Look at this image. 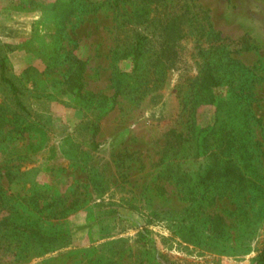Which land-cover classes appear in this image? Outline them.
Returning a JSON list of instances; mask_svg holds the SVG:
<instances>
[{"label":"rangeland","instance_id":"1","mask_svg":"<svg viewBox=\"0 0 264 264\" xmlns=\"http://www.w3.org/2000/svg\"><path fill=\"white\" fill-rule=\"evenodd\" d=\"M112 2L0 0V55L28 111L0 77V264H256L264 0ZM169 20L184 36L164 87L115 98V76L132 80L129 44L137 33L149 38L150 68ZM201 51L224 53L229 74L192 117ZM67 56L86 63L79 91L64 84ZM225 122L250 132L244 160L234 156L257 185L250 190L200 181L211 166L204 151L216 146L203 139ZM172 131L189 141L174 146ZM217 157L221 166L229 158ZM36 229L59 239L37 242Z\"/></svg>","mask_w":264,"mask_h":264},{"label":"trees","instance_id":"2","mask_svg":"<svg viewBox=\"0 0 264 264\" xmlns=\"http://www.w3.org/2000/svg\"><path fill=\"white\" fill-rule=\"evenodd\" d=\"M124 1L126 0H113L111 4L114 8L117 9L119 7L120 2ZM142 1H146L150 4L154 2L159 4L164 3V0ZM163 26V24L160 26L162 32L165 33L163 35L164 37L161 36V38H164L163 43L161 44L162 48L159 53H156L157 56L151 57L153 63L150 65V68H148L147 64H144L142 61L145 57V54L148 52L146 49V45L147 41H149V38L141 35L140 33H137L135 39L129 44V46L127 47V54L132 59L133 70L131 74L126 76L124 75V77L128 76L132 80L127 85H124L122 75L117 74L115 76V98L132 94L143 95L151 90L158 91L164 87L167 78V73L172 68V65L178 58V53L175 50V47L177 46L178 41L184 36V34H180L179 25L176 22L173 23L172 20H169L164 26V28ZM217 36L218 37L216 38L220 40L219 35ZM203 52L204 51L200 52L201 55H204V65L202 67L203 69L199 71V75L195 78L196 85L195 88H193V103L190 113L192 117L195 114L198 104H209L212 102L210 97L212 90L214 88L222 86L227 80L226 76H228L229 74L228 70H225L223 72L221 69L223 61L228 58L226 55H224V53L217 54L215 52L213 55V53L205 54ZM66 60H68L69 62V68L68 75L64 84L68 86L70 91H79L83 87L82 74L85 70L86 63L78 59L76 56H67ZM0 77L1 81L9 87L10 93L13 95V99L15 100V103L18 108L22 111L28 112L20 98L19 88L17 87L16 83L7 76V64L6 61L1 57V55ZM132 85H136L137 88ZM220 131H222L221 135L219 137H216V133L219 134ZM172 135L174 139V146L176 147H183L185 143L189 141L184 137L182 133H175V131H172ZM210 136H214L216 146L213 149L212 147H209V149L204 151V154L209 155L210 157L211 166L206 172V177H201L200 181L203 182L206 179V183H214L223 180V183L226 184V186H234L235 188H238L241 191H247L248 189L250 190L254 188V186H257L256 183L252 182L246 175V173L248 172L245 171V173L244 169H242L240 166H237L234 158L236 154L239 155V162L244 160V156L247 155V148L250 144H252L250 132H247L245 128L236 129L234 125L225 122L223 123V126H215V128L212 129L208 136L203 139V142H206ZM218 151L223 152L225 154V158L229 157L228 161H226L225 164H223L222 166L218 163ZM245 167L247 166L245 165ZM7 177H10V173H7ZM6 236L7 238H11L12 233L9 232ZM32 236L33 239L37 242L41 240L54 241L59 239V236L56 233L48 234L37 229L32 232ZM52 250L45 249L43 250V254L49 253ZM255 263L264 264V249L258 255L257 259L255 260Z\"/></svg>","mask_w":264,"mask_h":264}]
</instances>
